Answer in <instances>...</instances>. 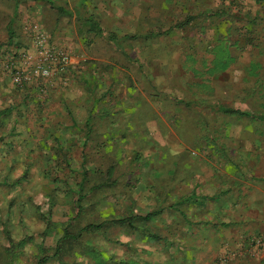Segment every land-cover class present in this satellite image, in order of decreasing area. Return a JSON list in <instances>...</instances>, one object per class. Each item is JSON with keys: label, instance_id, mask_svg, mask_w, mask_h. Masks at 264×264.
Segmentation results:
<instances>
[{"label": "rangeland", "instance_id": "1", "mask_svg": "<svg viewBox=\"0 0 264 264\" xmlns=\"http://www.w3.org/2000/svg\"><path fill=\"white\" fill-rule=\"evenodd\" d=\"M29 22L76 61L15 87ZM217 106L264 115V0H0V264H263L264 124Z\"/></svg>", "mask_w": 264, "mask_h": 264}, {"label": "built area", "instance_id": "2", "mask_svg": "<svg viewBox=\"0 0 264 264\" xmlns=\"http://www.w3.org/2000/svg\"><path fill=\"white\" fill-rule=\"evenodd\" d=\"M30 32L32 44L40 48L38 58L29 51H15L3 57L1 66L6 70L15 87H25L27 83H36L39 79L46 81L54 73L64 72L72 66L70 52L62 47L44 48L42 46L43 34L35 22L26 24ZM42 83L41 86H44ZM255 251L264 247V233L249 239Z\"/></svg>", "mask_w": 264, "mask_h": 264}, {"label": "trees", "instance_id": "3", "mask_svg": "<svg viewBox=\"0 0 264 264\" xmlns=\"http://www.w3.org/2000/svg\"><path fill=\"white\" fill-rule=\"evenodd\" d=\"M56 11L62 15H65V16H68V17H71L72 16V13L71 12H67L65 10H61V9H56ZM188 24V19L185 18L184 20H182L181 22L177 23L175 26L167 29L166 31L164 32H157L155 34L153 33H150L148 35V37H154V36H159V35H166L168 34L171 30L173 29H181L183 27H185L186 25ZM88 32L90 33H94L95 35H101L102 34V31L98 28L97 24L94 23V22H91L90 21V24H89V28L87 30ZM108 41H110L111 43H113L114 45H116V47L119 48V44H117L115 42V39L113 38V36H111L110 38H107ZM183 103V102H181ZM214 110L216 112H219L225 116H237V117H245V118H254L256 119L257 121H260L264 124V115H253L252 113L250 112H245V111H241V110H238V109H232V108H226V107H222V106H217L214 108ZM186 201H197L195 197L193 196H189L188 198H186ZM101 224L99 225H93V224H88L84 227H82L80 229V231L76 234L74 233H69L67 231L64 232V235H63V238L64 239H70V240H74V239H77L80 237V233H85V234H89L91 233L94 229L98 228ZM46 261L45 258H42L40 260L37 261L36 264H44Z\"/></svg>", "mask_w": 264, "mask_h": 264}, {"label": "crops", "instance_id": "4", "mask_svg": "<svg viewBox=\"0 0 264 264\" xmlns=\"http://www.w3.org/2000/svg\"><path fill=\"white\" fill-rule=\"evenodd\" d=\"M61 10H63V9H61ZM65 11H67V10H65ZM67 12H69V11H67ZM56 13L58 15H61L57 11H56ZM63 16H65V15H63ZM66 17H68V16H66ZM71 17H73L75 20H79V17L77 15L73 14V13H72ZM90 21L94 22V20H92L91 17L90 18H88V17L87 18H81V22L82 23L85 22V24L88 25L86 30H85V32L89 33V34H90V32H88L87 30L89 28ZM94 23H96V22H94ZM92 34L95 35L94 33H92ZM59 36H63V35L59 34ZM64 40L66 41L67 39H63L61 44L60 43L59 44L56 43V44L59 45V46H62V47H67V49H70L73 52V50L70 48V45L65 43ZM74 59L75 58L73 57L72 58V66L75 64V61H76ZM134 62L136 63L135 60H134ZM253 185L254 184L249 185L250 189L247 192L244 193L247 196V201H248V206H249L248 211L251 212V213L253 212V215L252 216H249V215L246 216L245 215V216H242V218H241V219H243L245 221V223L247 225H249V227L250 226H255V225L260 226V225L264 224V223H261V222H263V217L261 216V214L259 212V208L260 207L264 208V207H262V206H264V186H263L264 184H263V182H260V183L257 182V184H255V186H253ZM254 204H256L258 207L255 208ZM260 204H262V206ZM263 258H264V253H263Z\"/></svg>", "mask_w": 264, "mask_h": 264}]
</instances>
